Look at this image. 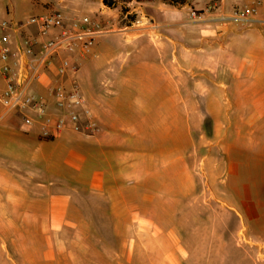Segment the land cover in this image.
<instances>
[{
  "label": "rangeland",
  "instance_id": "1",
  "mask_svg": "<svg viewBox=\"0 0 264 264\" xmlns=\"http://www.w3.org/2000/svg\"><path fill=\"white\" fill-rule=\"evenodd\" d=\"M49 1V9L43 11L45 8L35 0H3L0 18L23 21L28 15L53 9L63 13L74 10V17L94 16L98 11L96 0ZM246 2H253L257 7L264 5V0ZM128 15H134L135 19L126 23ZM99 18L106 28L113 29L96 38L101 52L113 49L114 33L120 26L131 25V29L142 26L134 13L126 12L115 19L112 15ZM157 50L150 49L151 61L155 60ZM108 58L109 53L100 59L104 65L96 76L98 85L90 84L95 78L90 66L85 71L79 65L73 79L76 82L79 76L85 79L81 81L82 90L88 96L98 92L103 101L112 104L114 111V97L118 92L129 98L139 88L119 89L113 69L106 65ZM179 96L181 99L169 98L164 102L157 94H150L144 103L146 112L136 110L132 116L137 122L144 115L145 133L140 136L124 133V137L130 138L119 149L117 144L114 149L113 132L97 134L100 127L94 134L80 130L72 145L85 157L81 168L56 162L53 174L34 175L32 182L41 185L43 194L26 198L17 212L8 208L4 209L5 213L0 212L8 226L0 230V264H126L117 260L118 254L125 256L123 245L129 239L127 228L133 221L174 226L190 258L197 257L195 264L229 263L222 261L223 247L219 246L218 252L212 245H228L231 241L240 246L236 250L240 264H264V224L257 227L245 219L246 226L234 231L225 228V223L234 220L231 210L242 209L243 199L236 195L242 194L245 187L248 196L256 200L262 195L259 200L264 201V182L259 181L264 174V151L256 144L258 136L242 138L243 148H228L226 142L234 138L232 129L223 142L221 133H208L209 118H204L198 127L192 126L196 122L192 115L210 113L208 102L198 97ZM220 107L223 112L224 106L220 104ZM176 113L182 118H177L175 124ZM187 126L192 133L185 132ZM182 129L181 140L178 131ZM261 139L264 141V136ZM180 147L182 150H177V155L182 153V165L174 164L170 158L164 160L165 154ZM127 151L136 162L145 158V169L139 170V174L147 178H135L127 183L132 177L125 164ZM232 162L241 163L238 178L228 171V164ZM51 196H58L55 207L60 209V219L56 216L55 222L48 207ZM133 209L138 214H133ZM49 225L47 229H38Z\"/></svg>",
  "mask_w": 264,
  "mask_h": 264
},
{
  "label": "crops",
  "instance_id": "2",
  "mask_svg": "<svg viewBox=\"0 0 264 264\" xmlns=\"http://www.w3.org/2000/svg\"><path fill=\"white\" fill-rule=\"evenodd\" d=\"M96 1V16L107 18L112 15L115 19L122 15L120 5L111 8L104 5L102 0ZM35 2L45 8L43 11L50 7L49 0ZM60 2L62 0H59ZM2 3L3 0H0V6ZM206 4H213L214 9L210 12L203 11ZM253 4L247 3L246 0H188L184 4H172L165 0L128 2L127 12L136 14L142 26L138 29H131V25L120 26L118 32L114 33L113 49L99 51L95 39L90 52L78 56L85 71L89 66L94 71L92 75L95 78L90 82L91 85H98L96 76L104 65L100 63V59L109 53L106 65L113 69L114 77L117 78L115 84L119 89L131 86L139 88L138 92L129 98L118 92L114 97L113 111L112 104L103 101L98 92L88 96L82 90L81 81L85 79L79 76L77 83L100 127L97 134L113 132L114 149L116 144L119 149L130 138L124 137V133H130V136L145 133L144 115L141 114L137 122L133 121L135 119L132 116L136 110L146 112L144 103L150 94H157L159 100L164 102L169 98L181 99L179 95H183L198 97L210 105V113L207 116L200 112L192 115L196 121L192 126L198 127L204 118H209L208 133H221L223 142L227 141L229 129H232L234 138L233 141L226 142L228 148H243L242 138L255 134L259 138L256 144L264 151V141L261 139L264 136L262 27L255 22L240 20L234 15L235 9ZM65 15L73 18L74 10H67ZM259 17H264V5L257 7V13L252 18ZM26 32L34 34L35 28L31 26ZM16 41L14 37L12 48L15 47ZM150 49H158L157 56L152 61L148 55ZM60 56L69 54L62 52ZM59 58H55L30 87L31 93L42 97L49 112L54 114L58 113V109L48 93V85L56 80H63L67 84L74 80L70 73L58 75L56 67ZM11 63L12 58L9 59V64ZM4 86L5 82L1 80L0 93ZM220 104L224 106L223 112ZM181 116L176 113L175 124ZM184 129L187 134L192 133L189 126ZM178 132L182 140L184 130ZM80 134V130L67 127L53 137L44 138L41 136L39 123L24 127L20 110L8 109L7 103L0 96V212L5 213L4 209L7 208L17 212L26 198L43 194L41 185L32 182L34 175L53 174L56 162L79 170L85 157L75 151L72 139L78 138ZM177 150L181 151L182 148L165 154L164 160L170 158L174 164L182 165V153L177 155ZM125 156L127 172L132 174L127 183H131L135 178H147L145 174H139V170L141 172L145 169V158L141 157L136 162L128 151ZM240 164H228L229 173L236 178L239 177ZM259 181L264 182V174L260 176ZM246 190L247 187L242 194L236 195L243 199L242 209L231 210L234 220L225 223L228 230L234 231L242 225L246 226L245 219L257 227L261 223L264 224V201L259 200L263 196L259 195L255 200L254 197L248 196ZM145 197L146 194L143 198ZM57 199L58 196H51L48 205L53 221L56 216L60 219V209L55 207ZM132 213L138 214V211L133 209ZM1 214L0 230H4L8 226L5 225ZM49 227L50 225L38 229ZM127 229L129 239L123 245L125 256L118 254L117 261H125L126 264H195L198 261L196 256L190 258L189 252L183 246L182 237L172 225H162L161 222L154 221H133ZM213 246L218 252L221 251L219 246L225 250V254H222L223 262L228 260L231 264L241 263V259L236 260V250L240 248L237 243L231 241L228 245Z\"/></svg>",
  "mask_w": 264,
  "mask_h": 264
},
{
  "label": "built area",
  "instance_id": "3",
  "mask_svg": "<svg viewBox=\"0 0 264 264\" xmlns=\"http://www.w3.org/2000/svg\"><path fill=\"white\" fill-rule=\"evenodd\" d=\"M213 9V4H206L203 11ZM256 13L255 4L234 10L238 19L259 24L264 40V17L252 18ZM29 26H34V34L26 32ZM111 31L113 29L106 28L96 15L69 18L55 9L29 16L23 21L0 19V81L5 82L0 96L8 109L20 110L24 127L39 123L44 138L53 137L67 127L89 134L99 131L98 122L75 80L70 84L56 80L48 85V93L58 109L56 114L49 112L45 100L32 94L30 87L55 58L60 57L56 67L59 76L74 75L80 65L78 56L87 55L93 41ZM14 37L17 41L12 48ZM62 52L69 56H60Z\"/></svg>",
  "mask_w": 264,
  "mask_h": 264
},
{
  "label": "trees",
  "instance_id": "4",
  "mask_svg": "<svg viewBox=\"0 0 264 264\" xmlns=\"http://www.w3.org/2000/svg\"><path fill=\"white\" fill-rule=\"evenodd\" d=\"M129 1H131V0H125V2H129ZM136 1H148V0H136ZM165 1L172 3V4H184L188 0H165ZM102 2L104 5L111 7V8H113L117 5H120L122 15L128 11L126 4L122 3L121 0H102ZM134 19H135L134 15H128V19H126V21H124V22L129 23V22L133 21Z\"/></svg>",
  "mask_w": 264,
  "mask_h": 264
},
{
  "label": "bare ground",
  "instance_id": "5",
  "mask_svg": "<svg viewBox=\"0 0 264 264\" xmlns=\"http://www.w3.org/2000/svg\"><path fill=\"white\" fill-rule=\"evenodd\" d=\"M156 103V102H155ZM166 157V156H165ZM8 183V182H7ZM45 210V209H44Z\"/></svg>",
  "mask_w": 264,
  "mask_h": 264
}]
</instances>
